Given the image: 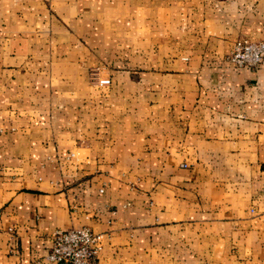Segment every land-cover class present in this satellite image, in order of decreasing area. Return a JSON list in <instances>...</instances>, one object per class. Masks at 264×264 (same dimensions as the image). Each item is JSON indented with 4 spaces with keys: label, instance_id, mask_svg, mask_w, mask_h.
<instances>
[{
    "label": "crops",
    "instance_id": "obj_1",
    "mask_svg": "<svg viewBox=\"0 0 264 264\" xmlns=\"http://www.w3.org/2000/svg\"><path fill=\"white\" fill-rule=\"evenodd\" d=\"M238 37L264 40V0H0V264H54L81 225L105 264H264V66L226 59Z\"/></svg>",
    "mask_w": 264,
    "mask_h": 264
},
{
    "label": "built area",
    "instance_id": "obj_2",
    "mask_svg": "<svg viewBox=\"0 0 264 264\" xmlns=\"http://www.w3.org/2000/svg\"><path fill=\"white\" fill-rule=\"evenodd\" d=\"M226 59L238 67L261 68L264 66V40L238 37ZM107 80L108 77L99 72L96 74L98 83ZM103 241L104 232H97L89 225L58 228L51 233V246L45 258L54 264H105L98 259Z\"/></svg>",
    "mask_w": 264,
    "mask_h": 264
},
{
    "label": "rangeland",
    "instance_id": "obj_3",
    "mask_svg": "<svg viewBox=\"0 0 264 264\" xmlns=\"http://www.w3.org/2000/svg\"><path fill=\"white\" fill-rule=\"evenodd\" d=\"M94 81H96V74L94 75Z\"/></svg>",
    "mask_w": 264,
    "mask_h": 264
}]
</instances>
